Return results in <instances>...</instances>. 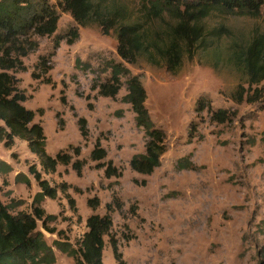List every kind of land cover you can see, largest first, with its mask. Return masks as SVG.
Instances as JSON below:
<instances>
[{"label":"rangeland","instance_id":"374dc122","mask_svg":"<svg viewBox=\"0 0 264 264\" xmlns=\"http://www.w3.org/2000/svg\"><path fill=\"white\" fill-rule=\"evenodd\" d=\"M113 1L138 7L137 0ZM56 10V31L34 36L36 48L10 73L25 96L23 106L34 111L43 129L46 152L62 153L69 162L45 170L26 141H1L0 202L13 215L36 217L34 208L42 210L36 230L54 256L51 264H76L61 248H79L91 214L112 220L103 237L102 264H119L117 254L125 264H264V86L247 83L241 59L255 39L264 43V11L255 18L209 13L198 22L203 42H196L191 55L181 48L171 72L158 49L169 44L179 16L150 20L147 33L158 49L150 50L153 57L140 54L127 63L116 52L112 30L102 34L95 22L80 26L68 12ZM69 29L78 31L72 44L64 39ZM114 64L126 73L119 75L115 97H105L99 84L111 83ZM131 76L141 81L152 124L165 135L159 165L148 174L129 164L144 153L146 141L131 105L122 101ZM255 87L260 97L246 101ZM199 98L204 106L196 110ZM218 110L228 119L213 120ZM79 117L86 119L85 139ZM97 144L105 152L99 161L89 156ZM29 167L53 197L34 201L42 189ZM108 167L114 168L109 176Z\"/></svg>","mask_w":264,"mask_h":264},{"label":"trees","instance_id":"16d2710c","mask_svg":"<svg viewBox=\"0 0 264 264\" xmlns=\"http://www.w3.org/2000/svg\"><path fill=\"white\" fill-rule=\"evenodd\" d=\"M138 7H128L113 0H57V5L49 0H0V142L9 145L17 137L26 141L29 151L34 154L43 169L52 171L57 163L67 164L69 157L62 153L49 155L45 150V136L41 125L34 122V111L23 106V93L18 91L16 78L10 71L21 69L20 58L29 50L36 48L34 36H51L57 27L59 14L56 7L68 12L80 26L95 22L102 34L113 31L117 40L116 52L127 63H134L140 54L153 57L150 50L158 49L157 42L151 40L147 33V24L156 17L168 15L180 20L172 27L171 38L165 49L161 50L168 65L173 68L180 59V50L192 54L196 42H203L202 27L199 21L215 12H236L252 18L259 17L264 11V0H137ZM181 14L178 15L180 13ZM78 38L77 29H69L64 37L67 44ZM262 39V38H261ZM182 44V47L179 44ZM57 45V43H56ZM243 68L249 85L264 86V43L255 39L241 56ZM110 67V84H99V93L114 98L120 87L119 75L126 70L118 64ZM84 69V68H83ZM126 93L122 101L129 103L134 113L137 126L144 128L146 134L144 153L130 159L132 170L148 174L159 165V159L165 151V135L153 126L144 105L145 90L137 76L125 81ZM260 97L257 88L247 93L246 101L253 102ZM64 100V98H62ZM242 100L239 95L237 101ZM204 102L197 99L195 109H202ZM212 119L224 122L228 119L225 110L213 111ZM78 130L85 139L88 134L86 119L79 117ZM192 130L188 135H192ZM264 140V130L262 132ZM78 150V149H77ZM76 150V153H77ZM90 159L99 161L105 157L99 144L91 150ZM98 163L97 165H99ZM78 167L76 162L72 163ZM33 177L38 181L41 192L34 201L40 202L44 196L53 197L47 183L40 179L34 168L29 167ZM114 168H107L106 175H112ZM36 217L26 214L13 215L7 206L0 202V264H51L54 256L45 243L42 234L36 230L37 220L42 218V210L34 208ZM86 230L79 240V248H61L75 258L76 264H102L104 235L109 233L111 218L105 215L91 214L85 221ZM114 252H115V248ZM116 255L119 264H125Z\"/></svg>","mask_w":264,"mask_h":264}]
</instances>
